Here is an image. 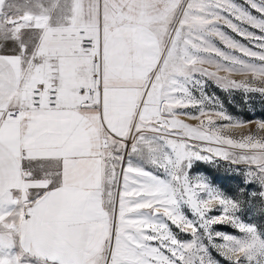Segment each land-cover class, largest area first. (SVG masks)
I'll use <instances>...</instances> for the list:
<instances>
[{
    "label": "snow or ice",
    "instance_id": "1",
    "mask_svg": "<svg viewBox=\"0 0 264 264\" xmlns=\"http://www.w3.org/2000/svg\"><path fill=\"white\" fill-rule=\"evenodd\" d=\"M209 81L264 96V0H0V264H264V118Z\"/></svg>",
    "mask_w": 264,
    "mask_h": 264
},
{
    "label": "rangeland",
    "instance_id": "2",
    "mask_svg": "<svg viewBox=\"0 0 264 264\" xmlns=\"http://www.w3.org/2000/svg\"><path fill=\"white\" fill-rule=\"evenodd\" d=\"M238 2L243 3V0H238ZM244 6L247 7V5H244ZM249 11H252V10L249 9ZM225 30L230 31L227 29ZM236 38L240 39L239 37H236ZM220 46L223 47V45H220ZM206 67H209V66L206 65ZM210 70H214V68H210ZM223 74L224 73L221 72V75ZM232 78L236 80L251 79L250 76H245L239 73L232 74ZM252 86L253 87H264V83H261L260 81H255ZM206 91L210 96L215 95L216 97H219L220 101L223 103L224 107L226 108L229 114L240 115L243 119L250 120V121L264 118V96H261L259 93L245 94L242 91H233L231 93H226L222 91L221 89H219L217 86H215L211 81H209V85ZM245 97H247V99L251 102V109L254 111H250L247 105L244 104ZM233 101L239 104L240 108L233 107L231 103ZM209 107H211V105H209ZM240 109H243V111H241ZM181 118L186 119V122L190 124L195 125L198 123V121L187 119L186 117H181ZM249 131H252V132L257 131L254 122L242 128L231 129L226 134L231 135L235 138H238L241 134H246ZM258 135L264 137V130L259 131ZM196 170H199L203 174L209 176L212 179V182L218 185L225 195L227 196L234 195V185L238 181L234 178H230L224 175L223 169L217 171V170H214L213 167L210 165L200 164L198 165V169ZM186 214L189 215V218H192L190 213L186 212ZM220 214L221 212L218 206L209 212L210 216H217ZM244 219L246 222L253 223L257 225L258 227H264V219L254 216L247 211L244 213ZM173 230L177 231L175 228ZM215 230H220V231H224V232L231 233V234H238L236 230L230 227H227L225 225H217L215 226ZM180 238L183 240L191 239L190 236L184 235V234H180Z\"/></svg>",
    "mask_w": 264,
    "mask_h": 264
}]
</instances>
